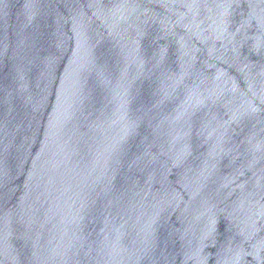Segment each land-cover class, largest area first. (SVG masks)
Listing matches in <instances>:
<instances>
[{
    "label": "water",
    "instance_id": "95a60500",
    "mask_svg": "<svg viewBox=\"0 0 264 264\" xmlns=\"http://www.w3.org/2000/svg\"><path fill=\"white\" fill-rule=\"evenodd\" d=\"M0 264H264V0H0Z\"/></svg>",
    "mask_w": 264,
    "mask_h": 264
}]
</instances>
